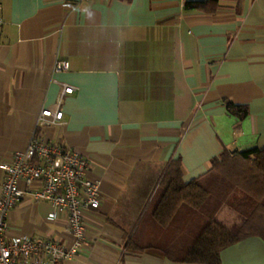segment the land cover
Returning a JSON list of instances; mask_svg holds the SVG:
<instances>
[{
    "label": "crops",
    "instance_id": "1",
    "mask_svg": "<svg viewBox=\"0 0 264 264\" xmlns=\"http://www.w3.org/2000/svg\"><path fill=\"white\" fill-rule=\"evenodd\" d=\"M200 1L0 0V165L35 134L83 156L100 193L83 249L60 264H183L163 250L191 241L195 213L179 209L164 231L139 226L165 169L179 161L189 183L224 151L264 149V0L186 7ZM55 61L69 69L54 72ZM57 105L61 123L38 128ZM5 223L8 239L73 244L65 213L28 195ZM220 264H264V239L231 245Z\"/></svg>",
    "mask_w": 264,
    "mask_h": 264
},
{
    "label": "trees",
    "instance_id": "2",
    "mask_svg": "<svg viewBox=\"0 0 264 264\" xmlns=\"http://www.w3.org/2000/svg\"><path fill=\"white\" fill-rule=\"evenodd\" d=\"M217 0L188 2L186 7L212 12ZM227 112L243 119L247 108L226 104ZM224 206H228L240 219L234 228H228L213 219ZM195 213V220L205 216L197 234L181 247L164 249L174 262L183 264H220V253L248 237L264 239V149L252 148L242 152H222L210 162L205 175L184 183L180 162L173 161L165 169L159 182V194L148 214L139 222L155 230L164 231L177 220L179 209ZM135 245L133 235L128 238Z\"/></svg>",
    "mask_w": 264,
    "mask_h": 264
},
{
    "label": "built area",
    "instance_id": "3",
    "mask_svg": "<svg viewBox=\"0 0 264 264\" xmlns=\"http://www.w3.org/2000/svg\"><path fill=\"white\" fill-rule=\"evenodd\" d=\"M68 69L66 61H55L53 65L54 72ZM72 92L71 87H65L62 94ZM62 115L58 105L42 109L37 127L58 125ZM0 169L4 172L0 186V264H60L77 255L84 246V216L100 206L98 185L87 177V160L64 146L46 143L34 134L27 148L14 154L11 162L1 164ZM19 183H23V189L19 188ZM26 195L46 202L57 212L65 213L67 227L73 237L69 249L52 240L8 239L5 236L8 212Z\"/></svg>",
    "mask_w": 264,
    "mask_h": 264
},
{
    "label": "rangeland",
    "instance_id": "4",
    "mask_svg": "<svg viewBox=\"0 0 264 264\" xmlns=\"http://www.w3.org/2000/svg\"><path fill=\"white\" fill-rule=\"evenodd\" d=\"M198 219L201 222L202 221L208 222L209 220L207 217L201 215L198 217ZM213 219L228 228H234L240 222L238 216L228 206H224L219 212H217L214 215ZM190 228L192 233L196 232V228H194V226L193 227L191 226Z\"/></svg>",
    "mask_w": 264,
    "mask_h": 264
}]
</instances>
